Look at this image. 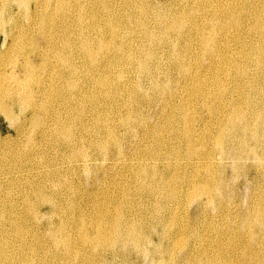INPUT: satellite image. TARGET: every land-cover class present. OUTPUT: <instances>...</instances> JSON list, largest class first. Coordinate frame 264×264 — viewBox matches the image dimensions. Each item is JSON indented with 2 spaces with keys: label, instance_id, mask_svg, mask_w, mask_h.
Returning <instances> with one entry per match:
<instances>
[{
  "label": "bare ground",
  "instance_id": "6f19581e",
  "mask_svg": "<svg viewBox=\"0 0 264 264\" xmlns=\"http://www.w3.org/2000/svg\"><path fill=\"white\" fill-rule=\"evenodd\" d=\"M1 35L0 264H264V0H0Z\"/></svg>",
  "mask_w": 264,
  "mask_h": 264
},
{
  "label": "rangeland",
  "instance_id": "374dc122",
  "mask_svg": "<svg viewBox=\"0 0 264 264\" xmlns=\"http://www.w3.org/2000/svg\"><path fill=\"white\" fill-rule=\"evenodd\" d=\"M2 39V35L0 36V41ZM5 47L2 48L4 50ZM8 121L5 119L3 115L0 116V131L1 134L6 135L8 133Z\"/></svg>",
  "mask_w": 264,
  "mask_h": 264
}]
</instances>
